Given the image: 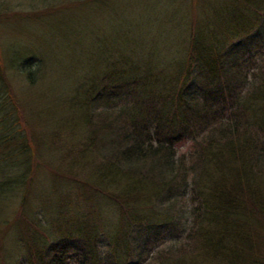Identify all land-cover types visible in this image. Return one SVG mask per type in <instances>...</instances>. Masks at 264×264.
I'll use <instances>...</instances> for the list:
<instances>
[{"label": "trees", "instance_id": "obj_1", "mask_svg": "<svg viewBox=\"0 0 264 264\" xmlns=\"http://www.w3.org/2000/svg\"><path fill=\"white\" fill-rule=\"evenodd\" d=\"M139 7L138 19L147 10ZM133 25L122 33L137 35L119 39L120 52L109 43L104 47L110 68L81 87L78 103L87 129L81 149L88 159L86 178L77 184L87 188L94 208L67 216L60 234L42 230L39 221L24 225L19 237L31 264H69L72 253L77 264H144L150 248L175 235L183 220L189 226L176 241L185 239L179 252L187 251L195 264L204 223L211 227L240 217L252 225L244 212L250 206L262 221L264 0H206L201 19L189 21L185 50L165 61L156 42L149 51L140 46L137 38L148 30L140 21ZM36 57L10 58L30 84H36L42 64ZM24 130L0 57L1 224L8 201H20L19 218L29 194L34 153ZM187 142L185 155L178 147ZM103 200L119 210L114 227H106ZM159 259L149 264H164Z\"/></svg>", "mask_w": 264, "mask_h": 264}, {"label": "rangeland", "instance_id": "obj_2", "mask_svg": "<svg viewBox=\"0 0 264 264\" xmlns=\"http://www.w3.org/2000/svg\"><path fill=\"white\" fill-rule=\"evenodd\" d=\"M45 1L49 5H44ZM205 2L0 0V57L34 153L24 211L18 218L16 212L22 205L19 200L10 199L3 218L7 221L3 224L0 221V236H4L3 242L0 241V250L5 255L0 264H31L19 237L28 222L39 221L42 230L45 227L56 231L54 235L60 234L57 230L66 227L67 216L72 218L94 208L87 188L77 184L86 178L84 164L88 159L82 155L81 144L85 141L87 129L81 122L78 102L84 95L85 88L81 87L86 80L102 74L106 67L110 68L106 63L109 56L106 57L108 54L104 53V47L109 43L114 53L120 52L116 49L118 40L137 35H123L122 30H129V26L135 28L133 23L140 21L143 29L148 30V35L139 34L141 40L136 37L144 50L149 51L150 45L153 47L156 42L164 61L179 55L188 43L189 21L201 19ZM139 6H146L147 10L142 13L143 18L138 19L136 14L139 12L136 13L134 8L142 10ZM150 30L152 34H149ZM31 54L37 56V62L42 60L36 84H30L24 73L11 67L10 58ZM190 147L191 142H187L178 149L187 155ZM191 196L193 192H190ZM101 202L106 227H114L120 217L117 206L107 200ZM183 209L189 212L185 203ZM252 209L250 206L244 210L247 217L252 218V225H245L240 217L230 223L224 220L217 226L210 227L204 223L200 246L197 250L190 248L200 256L195 264H264V213L260 221L256 207L255 213ZM58 213L62 214L60 218H57ZM55 219L61 222H55ZM257 220L262 223L258 225ZM188 226L187 220L181 221V228L175 235H165L163 242L150 248L148 258L143 259L144 264L161 257L159 260L164 264H192L187 251L179 252L183 249L178 246H183L181 242H186L185 239L176 241ZM206 239L212 244H208ZM176 248L178 254L170 255L169 250ZM100 249L105 253L104 249ZM75 257L74 253L69 256V264L78 263ZM191 257L195 258V254ZM137 262L134 260L131 264Z\"/></svg>", "mask_w": 264, "mask_h": 264}]
</instances>
